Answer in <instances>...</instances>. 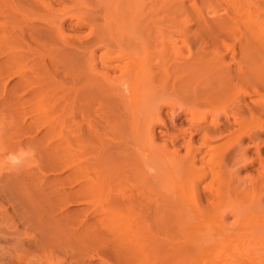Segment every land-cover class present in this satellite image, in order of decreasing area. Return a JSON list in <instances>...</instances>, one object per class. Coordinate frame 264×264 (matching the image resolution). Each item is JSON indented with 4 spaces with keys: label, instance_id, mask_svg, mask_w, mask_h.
Here are the masks:
<instances>
[{
    "label": "bare ground",
    "instance_id": "6f19581e",
    "mask_svg": "<svg viewBox=\"0 0 264 264\" xmlns=\"http://www.w3.org/2000/svg\"><path fill=\"white\" fill-rule=\"evenodd\" d=\"M263 4L0 0V113L24 123L43 117L49 128L40 138L66 144L74 185L86 165L80 143L98 145L97 211L115 242L184 239L164 264H264ZM29 100L35 103L26 113ZM55 111L60 117L52 122ZM159 124L167 128L162 144ZM249 166L254 170L242 175ZM21 179H0V193L38 228L17 244L41 251L36 264H62L71 255V264H100L77 249L93 224L68 228L70 209L49 219L41 205L51 191ZM81 184L62 195L85 196ZM14 188L24 191L21 200ZM9 255H0V264L24 261Z\"/></svg>",
    "mask_w": 264,
    "mask_h": 264
},
{
    "label": "rangeland",
    "instance_id": "374dc122",
    "mask_svg": "<svg viewBox=\"0 0 264 264\" xmlns=\"http://www.w3.org/2000/svg\"><path fill=\"white\" fill-rule=\"evenodd\" d=\"M263 6H264V4H263ZM75 30H80V29L75 28ZM233 65L238 66V63H233ZM254 96L255 95H251V97L248 96V98L253 99ZM58 97L59 96H57L56 98H58ZM27 98H29V97H27ZM30 98H33V96L31 95ZM34 98H35V96H34ZM35 100H36V98L34 99V101ZM26 101H28V99ZM31 101H33V100H29V102H27L26 107L24 105V107L26 109L25 110L26 113L29 112L30 107L33 106L34 105L33 103L36 102V101L35 102L33 101V103H31ZM30 103L33 105H31ZM28 104L31 105L29 107V109H28V106H29ZM17 113H19V112H17ZM26 113H24V114L26 115ZM54 114H56V115L54 116ZM54 114H51V115H53L52 117H54V118H50L51 121H52V119L54 121V119L56 120V118L60 117L59 116L60 114L58 115V112L55 111ZM28 115H30V114H28ZM19 116H21V111H20ZM30 116H27L28 117L27 119L32 120L33 123L37 120V122L34 123L35 124L34 126H32L33 125L32 121L29 122V120H28V122L26 121L24 123L20 118L18 119L17 114H14L12 116L11 115L10 116L9 115L4 116V114L0 113V161H4L5 165H6L7 162H6V160H4V158L6 157V155L8 153H10V152L14 153V152H17L18 150H20L22 148H28V147L34 148L36 150L37 160H38V163L34 167L20 168L17 171H11V170H9V168L7 166L0 167V179H2V180L6 179L7 180V177L8 178L11 177L13 179L15 177L19 178V179L22 178L21 181L25 180V182H27L25 184H26V186L28 185L27 186L28 188L29 187L32 188V186L30 185L31 184L30 182H32L33 180H35L34 182H36V183L38 182V183L44 185V187H43L44 189L46 188L45 186H47L48 189L46 188V192L48 190L49 191L47 193H49L51 191L49 193L48 198L51 197L53 199V197H54L55 201L54 200L52 201L51 198H50V201L48 200L49 202L47 200H46L47 202L43 201L42 204H44V205H41L43 208L42 211H44L45 213L50 212L49 213V215H50L49 219H51V217L53 215H57L60 212L62 213L64 211H67V209L68 210L70 209V211L71 210L74 211V213L69 215L68 218L66 219L68 224H69L68 228L70 227L72 230H74V228H75V230H78V229L83 230L86 227V224L88 222H91V224H93L92 227L90 228L91 232L89 231V233L87 232V233L83 234V237L81 238L83 242L77 248L78 250L82 251L83 255L84 254L86 256L88 255V258H89V256H91V257L95 256L94 260L98 263L101 261L102 263L100 262V264H159V263L164 264V261H166V259L171 256V255H169V252H171L170 254H172L174 251V246H175V248H177L179 245L178 243H181L182 240H184V239L177 238V239L172 240L171 239L172 237L164 236V237H161L162 240L161 241L159 240L160 242L157 240L159 238L156 237L157 239L156 238L155 239L157 241L154 239L156 244H154V243L152 244V243H150L151 241L149 242L148 240L140 239V240L134 241L132 243H129L128 245L127 244L125 245V244L117 243L111 237H108L107 236V232L109 230L108 226L106 224H103V222H101L99 220L100 215L98 214V211H97L99 208L97 206L98 205V202H97L98 197H97V192H96L97 190H95V189H97V187L94 186L95 184L92 182V181L95 182L96 177L98 175L97 173H99L98 169H100V168H98L100 165L98 166V164H97V163H99V161L97 162V160H98L97 156L99 153L98 151H100V150H97V148H99L98 145L97 144L93 145L91 143L93 141H91V142L85 141V143L82 142L83 144L80 143L81 147H80V150L77 149V150H79V151H77V153L83 149V152L82 151L81 152L83 154H86L85 156L82 154L83 158H85V160H86V165L84 164V168L81 167V170H80L81 172H84L83 174L79 175V178L81 177L82 180H80V181L78 180L79 183L77 182L74 185L72 182H73V180H75L77 178L75 176H78V175H76V174L71 175L72 171H74V169L69 167L70 160L69 161L66 160V159H68V155H69V153L67 154V152L65 151V145L66 144H63V146L60 144L55 145L56 143L53 144V141L51 139H50L51 140L50 143H49V139L43 138L44 140H41L42 137L40 138V136L43 135L44 132L49 128L48 127L46 129V125L48 122L45 123L42 116H41L42 118H40V120H41V122H40V120H38L39 118L36 119L37 118L36 113L34 115L32 114ZM46 116L44 118H46ZM57 116H59V117H57ZM22 117H24V116H22ZM47 118H49V117H47ZM19 120H21L22 123H20L21 121H19ZM181 120H182V117L176 122L177 124H175V128H180L179 123L181 122ZM167 122L169 123L168 120H167ZM30 123H32V125ZM166 129L167 128L163 124H159L157 127H155V134H156V137L158 138L157 140H159V142L157 141L158 144H162L164 142L163 139L161 138L160 134L164 133L166 131ZM64 131H66V130H64ZM25 133H26V135H25ZM30 133H32V135ZM27 135H29L30 137ZM35 135H37L38 137ZM33 137H35L34 141L30 142L31 141L30 139H32ZM36 137L39 138L40 141H39V139L36 140ZM261 137L264 138V130L262 131ZM54 141H55V139H54ZM19 144H21V145L19 146ZM75 144L73 145V147L76 146ZM96 145H97V147H95ZM51 148H53V149H51ZM74 148H78V147H74ZM156 148H158V146ZM67 149H69V148H67ZM73 149H71V150H73ZM52 151L54 154L52 153ZM252 152H253V149L249 151V153H252ZM78 155H79V153L77 154V156ZM99 156H100V154H99ZM55 157H58V158L62 157L61 159H63V157H64V161L63 162L61 161V163H59V162L57 163L55 160H57L58 158L56 159ZM79 157H81V155ZM55 163H57V164H55ZM81 164H83V162ZM253 170H254V167L249 166L247 169L242 171V175H247L248 173L252 172ZM55 178H57L58 180ZM51 181H53L54 184H50V183H52ZM83 181L85 182L84 184H83ZM22 182L20 184H23ZM89 182L92 184H90ZM80 183H82L80 185L81 187L84 185L86 188H88V190L94 188L93 190H89V191H92L94 194L92 192L87 191V189L83 186L84 187V188L82 187L83 191H82V189H81V191L83 193L85 192L84 194L88 193L85 196L84 195L83 196H71L72 194L68 195V194H66V192H65V195H67L66 197L64 195H62V194H64V193H62V191L64 192L67 190V192H69V190H71L72 186L75 187V189L79 188L78 186ZM77 184H78V186H77ZM52 185H53V187H52ZM131 185H126V187L123 186L125 188V193L131 192V190H132ZM128 186L131 187V189H129L130 192L128 189H126ZM27 187L25 188V185H24L23 186L24 189L22 187H21V189L25 190V189H27ZM51 187L53 188V191L50 190ZM124 188H123V190H124ZM14 189H15L14 193L18 194L17 197L21 200L23 197L22 194L24 191H20L16 188H14ZM29 189H27V190H29ZM54 192H57L56 194L58 196L61 193L60 197L59 198L57 197L60 201L55 199L56 194ZM52 194H54V196ZM61 196L64 197V200H63V197L61 198ZM19 203H21V202H19ZM48 203H49V205H48ZM51 214H52V216H51ZM27 219L28 218H27L26 212L23 211L21 204H18L16 201H12L11 196L9 197V193H6V194L0 193V255H1V257H3L5 255V258H6L7 255L10 256L9 254L15 255V253H16V256H17V254H19V256H17V257L24 259L22 264H36L37 262H40L41 259H43V257H41L42 255H40V256L38 255V254H40L41 251L37 252V253L34 252V254H32L33 252L28 251V252H31V254H30V253L26 252V250H24L20 246V244H17L16 237L21 236L20 234H23L22 236L32 237L33 235L38 233V232H36V230L38 228L35 229L34 228L35 226L33 227V225L31 224L32 222L29 223V220H27ZM98 221H100V222H98ZM149 225H150V223L144 222L142 224V227H141L142 231L148 233V231L150 229ZM17 227H18L19 231H18ZM154 228H156V227L154 226ZM24 229H28L27 232H25ZM92 231H94L95 233H93ZM25 233H27V234H25ZM22 238H24V237H22ZM149 240H150V238H149ZM154 245H155V247H156V245H158V246L155 248ZM69 247H68V249H69ZM70 248L71 249H69L68 253L71 252V254H72V251H73L72 249H74V248L73 247H70ZM155 250L157 251V253ZM24 251H25V253H28V255L23 254ZM159 251H160V254L158 253ZM64 253L63 254L60 253L61 255L60 254L59 255L62 257L66 256L65 254H67V253H65V254ZM137 253H138V255H137ZM135 254H136V257L133 258V256H135ZM175 254H174V256H175ZM36 255H38V256H36ZM59 255H56V257L52 256L53 259H55V262H56L57 256H59ZM68 256L69 255L67 254V257ZM71 256H69V259L71 258ZM154 256H157V257L154 258ZM69 259L67 261H63L62 264H67V262H68V264H71V262H70L71 260L69 261ZM49 260L51 261L52 258L50 257ZM1 261H2L1 264H3L6 260L2 259ZM168 261H169V259H168ZM167 263L165 262V264H167ZM205 263L208 264L207 261H205ZM187 264H191V263H187Z\"/></svg>",
    "mask_w": 264,
    "mask_h": 264
},
{
    "label": "clouds",
    "instance_id": "9594fccd",
    "mask_svg": "<svg viewBox=\"0 0 264 264\" xmlns=\"http://www.w3.org/2000/svg\"><path fill=\"white\" fill-rule=\"evenodd\" d=\"M6 160V165L4 161H0V167L7 166L11 171H17L20 168H31L37 163V154L34 148H22L17 152H10L4 158Z\"/></svg>",
    "mask_w": 264,
    "mask_h": 264
}]
</instances>
